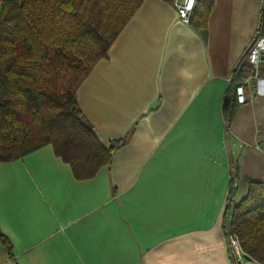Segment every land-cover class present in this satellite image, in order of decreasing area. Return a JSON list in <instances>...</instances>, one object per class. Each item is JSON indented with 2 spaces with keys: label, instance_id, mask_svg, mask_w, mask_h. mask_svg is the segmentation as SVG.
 Masks as SVG:
<instances>
[{
  "label": "crops",
  "instance_id": "obj_1",
  "mask_svg": "<svg viewBox=\"0 0 264 264\" xmlns=\"http://www.w3.org/2000/svg\"><path fill=\"white\" fill-rule=\"evenodd\" d=\"M260 6L214 0L201 35L143 0L76 91L96 139L122 143L87 179L50 144L0 162V264H238L221 220L264 182V66L228 121L222 105Z\"/></svg>",
  "mask_w": 264,
  "mask_h": 264
},
{
  "label": "trees",
  "instance_id": "obj_2",
  "mask_svg": "<svg viewBox=\"0 0 264 264\" xmlns=\"http://www.w3.org/2000/svg\"><path fill=\"white\" fill-rule=\"evenodd\" d=\"M142 2L0 0V162L50 144L77 179L91 178L110 163L122 141L105 147L96 139L76 91ZM213 3L194 1L188 24L201 35ZM242 60L223 100L227 121L239 104L235 88L251 71ZM226 202L223 232L236 237L244 258L264 264V182H249L238 203L230 191ZM0 241L8 245L1 232Z\"/></svg>",
  "mask_w": 264,
  "mask_h": 264
},
{
  "label": "built area",
  "instance_id": "obj_3",
  "mask_svg": "<svg viewBox=\"0 0 264 264\" xmlns=\"http://www.w3.org/2000/svg\"><path fill=\"white\" fill-rule=\"evenodd\" d=\"M173 1L180 19L183 22L188 23L189 16L193 9L195 0H192L191 7L188 6L189 0ZM260 13H264V0H261ZM242 59H244L250 65L251 71L250 74L244 79V81L235 88V98L237 103L239 104L244 103L246 101L245 87L249 86L252 81H258L261 78L260 71L262 69V66H264V25H262L261 22L258 26L257 32L255 33L250 44L244 51L240 60ZM228 240L235 254L236 263L243 264V255L240 251L238 240L232 235L228 236Z\"/></svg>",
  "mask_w": 264,
  "mask_h": 264
},
{
  "label": "rangeland",
  "instance_id": "obj_4",
  "mask_svg": "<svg viewBox=\"0 0 264 264\" xmlns=\"http://www.w3.org/2000/svg\"><path fill=\"white\" fill-rule=\"evenodd\" d=\"M244 62H245L244 60L241 61V63H244ZM228 204H230V203L229 202H226V205H228ZM243 260L246 261L247 259L243 257ZM247 261H249L250 264H253L254 263V262H252L250 260H247Z\"/></svg>",
  "mask_w": 264,
  "mask_h": 264
},
{
  "label": "snow or ice",
  "instance_id": "obj_5",
  "mask_svg": "<svg viewBox=\"0 0 264 264\" xmlns=\"http://www.w3.org/2000/svg\"><path fill=\"white\" fill-rule=\"evenodd\" d=\"M191 4H192V0H189L188 6L191 7Z\"/></svg>",
  "mask_w": 264,
  "mask_h": 264
}]
</instances>
